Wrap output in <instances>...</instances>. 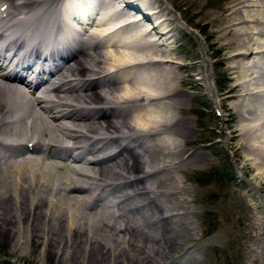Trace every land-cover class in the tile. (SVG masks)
I'll use <instances>...</instances> for the list:
<instances>
[{
    "label": "bare ground",
    "instance_id": "6f19581e",
    "mask_svg": "<svg viewBox=\"0 0 264 264\" xmlns=\"http://www.w3.org/2000/svg\"><path fill=\"white\" fill-rule=\"evenodd\" d=\"M60 1L0 0V8L7 4V9L0 11V43H2L0 45V237L11 242L10 253L18 254L19 258L20 249L21 253L25 254L30 252L35 254L34 250H37L40 264H151L154 254L158 251L163 252L159 250L162 249L160 246L154 248L151 243L153 241L160 244L162 236L150 237L151 232H148L147 239L143 238L142 241L137 236L135 243L132 239L136 236L133 231L144 232L149 224L157 220V214H160L161 220L180 214L175 212L177 208L166 211L157 207L149 208L148 221H141L143 215H139L140 224L137 226L132 220L131 211H135L132 201L139 194L175 196L178 192H170V187H166L167 192L160 193L162 191H155L150 185H143L133 190L123 189L129 193L120 196L117 188L120 187L119 185L123 188L129 186L127 181L141 185L144 182L142 178L153 173L150 172L147 163L145 171L138 170L136 173L135 168L139 166L138 158L147 159L145 155L148 154L146 150L148 144L142 147L141 142L138 143V137L150 138L162 134L161 127L163 129L164 127H160L161 124L156 119L167 122L168 115L173 109L170 110L169 107L171 112L167 113L168 110L164 109L167 108L165 104L167 105L170 98L182 94L177 92L168 95L167 91L164 90L167 92L165 94L162 90L165 88L168 90L170 82H174L177 78L170 70L171 67H175V62L170 57L171 49L168 47L169 43H172V36L169 34L174 22L167 17V13L156 8L154 0H119L120 5L108 10L103 17L98 18V22L91 23L90 19L94 15L97 2L105 0H74L75 6L70 13L69 10L66 13L68 19L70 16H77L78 20L74 27L73 22L66 20L64 10L59 9ZM33 6H38L41 12L47 13L42 15L38 27L35 26L38 21L29 13ZM123 6L126 11H121ZM56 10L58 12H54ZM226 10L229 11L228 15L237 13L238 19H230L232 24L228 25L225 22L221 29L213 32L216 35L212 38H217L219 34L222 37L229 36L232 27H236L233 30L238 33L247 32L246 30L249 33L248 40L241 39L239 44L233 42L235 50L230 57V60L233 58H236L235 61L238 60L236 62L238 65L234 69L240 72V75L243 72L240 79L247 78L240 80L239 83H236V80L234 85V89L241 88V93L237 97L242 99L240 100L242 106L239 103L236 111L242 118L239 121L242 129L238 136L248 133L253 145L258 143V146L264 150V0H240L237 3L233 1ZM49 12H54L60 18L62 22L60 28L50 31L42 22L49 18ZM133 13L137 14L136 18L133 17L135 15H132ZM139 15L142 21H145L143 23L148 30L146 34L144 30H137L141 24L138 20ZM111 18L119 21L126 18L129 20L117 24L116 27H110L108 21ZM217 20L213 18L211 22H215L216 25ZM129 29L138 31L136 36L124 38V33ZM22 32H26L25 40L35 42L37 45L46 42L51 47L58 44L67 47L73 42L72 37L80 38L76 49L67 48L61 54L57 50H51L48 54L53 53L51 56L57 58L61 56L58 59L64 63L48 74L40 73V69H37L38 72L35 74V83H37L32 84L20 77L17 78L16 74H11L6 69L8 65L4 57L6 49L27 44L19 35ZM149 35L153 37L152 40L142 44L141 49L140 47L136 49V46L132 45L135 40L145 39L150 37ZM86 38L95 41L88 44L85 42ZM156 40L159 42L156 43ZM233 43L230 42L229 46L223 43V46L230 48ZM39 52L36 48L34 51L25 52L24 56L28 53L38 58ZM202 57V61L207 65L204 54ZM89 65L91 67H88ZM207 70L204 73L207 82L205 88L217 105L216 91L210 82ZM115 76L120 83L110 80V77ZM178 78L180 81L181 78ZM202 79L203 76L199 81L202 82ZM186 82L183 80V83ZM93 83L102 95L90 86ZM174 86L175 84L172 83L170 88ZM256 97L257 100L253 101ZM251 101L254 103L251 104ZM133 106H137L138 111L136 114H130L128 118L127 114ZM122 108H124L122 113L126 116L120 117L118 110ZM109 112L113 119L119 118L121 121L111 120L108 116ZM85 115L94 122L87 124ZM95 117L98 118L94 119ZM18 118L20 123L17 125L22 124V128L13 126V122ZM97 120L98 122H95ZM181 124H175L174 129L183 128ZM165 130L166 128L164 133ZM23 141L25 147L28 143L32 145L26 148L27 150L23 149L24 152H20L19 147H22ZM60 150L70 153L60 157L57 155V151ZM28 152L30 156L27 155ZM134 153L137 155L133 156ZM170 153V151L166 152V156ZM127 158L134 162L130 165L126 164ZM47 159L69 161L71 165L67 162L66 172L70 174L56 172V167L48 163ZM260 160L258 156H252V159L250 156L246 161L250 167L257 168ZM110 162L111 166L107 167ZM103 172L110 176L104 177ZM140 173L143 176L140 177ZM251 179H259L260 183H264V168L251 174ZM94 190L99 193L95 191L94 194ZM106 190L108 194L113 191L114 199L110 200V208L111 206L115 208L117 213L105 219L110 223L120 220L122 228L116 227L115 234H127L128 239L123 238L126 240L125 243L129 240L125 249L116 243L114 247H108L104 241L102 242L103 237L99 233H94L93 226H97V223L104 229L112 230L114 227L104 220L99 221L103 218L98 217L104 202L97 194H102ZM62 199L68 200L69 205L65 204L66 201L63 203ZM89 199L93 204L89 203ZM126 200L131 201L130 207H132L127 212L122 206ZM147 204L148 202L143 200L142 204L136 205L138 211L136 214H139ZM79 210L85 214L86 225L91 221V231L86 230L85 227L83 229L84 224L82 231L77 227L81 216ZM54 219L56 222L58 219V223H54ZM95 219H99L97 223ZM176 246L179 248L181 244L177 243ZM186 249L188 248L182 246L183 251Z\"/></svg>",
    "mask_w": 264,
    "mask_h": 264
},
{
    "label": "rangeland",
    "instance_id": "374dc122",
    "mask_svg": "<svg viewBox=\"0 0 264 264\" xmlns=\"http://www.w3.org/2000/svg\"><path fill=\"white\" fill-rule=\"evenodd\" d=\"M154 1L156 8L158 7L157 9L163 11L165 14L167 13V17L174 22L172 23L173 29L169 34V36H172V43H169L168 47L171 49L170 57L173 58L176 64L174 66L177 67H171L170 70L172 75L174 77L177 76V78L174 82H170V85L172 83L175 84L173 88H170L169 85L168 90L166 88L162 89L163 87H160V89L167 91L168 95L177 92H182V94L170 98V101L167 97V105L165 104L167 108L164 109L168 110L167 113L171 112L169 111V107H171L170 110L173 109V114L170 113L168 115L167 122H163L159 118L156 119L159 120L160 127L166 128V133H164V129L161 127L162 134L148 137L149 139L147 136L140 137V139L138 137V143L141 142L142 147L147 144L149 146L147 145L146 148L148 151V154L145 155L147 159L138 158L139 166L137 165L138 167L135 168L136 173H138V170L145 171L147 169L146 163L149 164V170L153 173L142 178L144 179L143 184L141 183L142 186L135 182L127 181L129 186L123 188L122 185H119L120 187L117 188V192H120V196H124L129 191L123 189L133 190L134 188L143 187V185H150L153 190L164 193L167 192L166 187H170V192H178V194L175 196L160 194H139L136 196L132 201L135 208V211H131L132 220L135 225L140 224L138 216L143 215L141 221H148V209L155 207L165 209V211L177 208L175 212L177 211L180 217L172 216L161 220L160 214H157V220L145 228L144 232L146 233H136L134 230L133 233L136 236L132 239L137 243L138 236L139 239L144 241L143 238L147 239L148 232H151L152 236L150 237L162 236L160 244H156L157 242L154 243L153 241V244L151 243L152 247L158 248L160 246L162 249L159 250L163 251L153 253L155 256H153L151 264H264V183H260L259 179H253L254 182L251 179V174L257 173L259 169L264 168V150L258 146V143L253 145L248 133L247 135L245 133L243 136H238L240 129H242L239 123L242 118L236 111H238L237 105L239 103L242 106L240 102L242 99L241 97H237L241 93V88L236 87L234 89V85L236 80V83H239L240 80H247V78L240 79L243 72L240 75V72L234 69L238 65L236 63L238 60L235 61L234 59L236 58L230 60V57L234 54V44H239V41L241 39L244 40V38L248 40L249 33H247L248 30H246L247 32L238 33L233 30L236 27H232L229 36L222 37L219 34L217 38H212L216 35L213 32L221 29V26L223 27L225 22L228 25L232 24L230 23V19H238L237 13L228 15L229 11H225V9L230 7L233 1L237 3L240 0ZM206 9L210 11L208 12ZM210 17L218 19L216 25L215 22H211L212 19ZM128 31L125 32L126 35ZM239 31L241 30L239 29ZM94 41L91 38L86 40L88 44ZM135 41V44L133 43L132 45H135L136 49H138L143 43L139 45L138 40ZM155 42L159 41L156 40ZM230 42H235L230 47L232 50L229 47L225 48L223 46V43H226L225 46H229ZM133 52L135 51L133 50ZM202 53L207 61V65L202 61ZM91 65L88 67H91ZM206 69H208L210 82L214 85L216 91L217 101L216 99L215 101L217 106L214 104L213 99L209 97L205 88L207 82L204 73ZM140 76L141 78L143 77L142 74ZM202 76L201 82L199 79ZM178 77L181 78L180 81ZM110 78V80L120 83L116 76ZM183 80L187 82L183 83ZM90 86L95 89L94 91L102 95L95 88L96 85L94 83ZM165 91L163 93L167 94ZM8 92L11 94L9 89ZM10 98L12 99L13 97L11 96ZM257 98L253 99V101H256ZM174 99L180 104L174 101ZM253 103L251 101V104ZM234 104L235 106H233ZM248 108L250 107L248 106ZM122 110L124 108L118 110L120 111V117L126 116V114L123 115ZM137 111V106L131 107L127 117L129 118L130 114H136ZM117 112L116 114H118ZM156 115L159 114L157 113ZM85 116L87 124L94 122L88 115ZM108 116L111 120L121 121L119 118L113 119L111 112L108 113ZM95 122H98V120ZM17 123H20L19 118L13 122V126L15 128H22V124H19V126ZM180 123H182L183 128L180 127V130L174 129ZM138 133L141 134L140 132ZM175 135H180L182 138H178ZM22 144V147H19L20 152L26 150L25 141ZM31 144L28 143L27 146ZM247 145L250 146L248 147ZM168 151L171 153L166 156V152ZM255 154L261 159L260 166L258 164L257 168L256 166L250 167L246 161L247 158L250 159V156L251 159L252 156L256 157L254 156ZM136 155L137 153H134L133 156ZM43 161L46 162L45 159ZM47 161L51 165L53 164L54 168L56 167V172L70 174L66 172V165H68L69 161H67L68 163L58 159L54 161L47 159ZM133 162L134 160H128L127 158L126 164L129 163L130 165ZM76 165L79 164L76 163ZM107 165H109L107 167H110L111 162ZM106 174V172H103L104 177L110 176V174ZM139 176L143 175L140 173ZM95 191L94 194L96 192L99 193V191ZM97 195L104 202L99 210L100 212H98V217L103 219H95V222L104 220L111 226L114 225V227L112 230L104 229L99 227L97 223V226H93L94 233H99L103 237L102 242L104 241L108 247L112 248L116 244H119L124 249L127 248L126 244L129 240L125 243L126 240L123 239H128L126 238L128 237L127 234H115L117 231L116 227L122 228L120 220L118 219L117 222L111 223L106 220L111 214L117 213L115 208L112 206L110 208V200L114 199L113 191L108 194L106 190L104 193ZM143 200L148 202V204L144 206L139 214H136L138 211L135 206L142 204ZM61 201L63 203L66 201V205L70 203L66 199H62ZM89 201L90 204H93L90 199ZM130 202L126 200L122 203L126 212L132 208L130 207ZM79 211L81 216L79 217L80 221L77 227H80L81 230L84 224L83 229L85 227L86 230L91 231V221L88 223L89 226L86 225L87 219L85 218V214L81 210ZM54 223H58V219L57 222L54 219ZM177 243L181 244L179 248L176 246ZM10 244L11 242L0 237V264H40L37 250H34L35 254L32 252L25 254L21 253L20 249L19 258L18 254L12 255L10 253ZM182 246L188 249L183 251ZM137 248L140 247L137 246Z\"/></svg>",
    "mask_w": 264,
    "mask_h": 264
}]
</instances>
